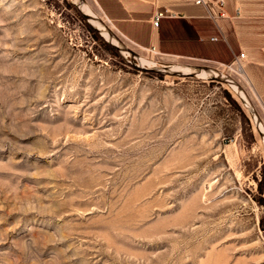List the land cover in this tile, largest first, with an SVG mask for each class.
Returning <instances> with one entry per match:
<instances>
[{
  "label": "rangeland",
  "instance_id": "1",
  "mask_svg": "<svg viewBox=\"0 0 264 264\" xmlns=\"http://www.w3.org/2000/svg\"><path fill=\"white\" fill-rule=\"evenodd\" d=\"M84 1L133 54L74 0H0V264H264V109L238 65L166 58Z\"/></svg>",
  "mask_w": 264,
  "mask_h": 264
},
{
  "label": "crops",
  "instance_id": "2",
  "mask_svg": "<svg viewBox=\"0 0 264 264\" xmlns=\"http://www.w3.org/2000/svg\"><path fill=\"white\" fill-rule=\"evenodd\" d=\"M121 35L153 45L166 58L226 64L238 58L240 73L264 109V0H224V16L211 18L205 6L189 0H92ZM165 7L178 12L152 17ZM209 10L218 8L210 3ZM215 37V39H212Z\"/></svg>",
  "mask_w": 264,
  "mask_h": 264
},
{
  "label": "bare ground",
  "instance_id": "3",
  "mask_svg": "<svg viewBox=\"0 0 264 264\" xmlns=\"http://www.w3.org/2000/svg\"><path fill=\"white\" fill-rule=\"evenodd\" d=\"M77 5L89 16V21L93 23L101 32V34L111 43L114 45H117L119 48H121L122 52L124 53H130L133 54L127 47L123 46L122 42L119 41V39L106 27V25L98 18L96 14H94L88 7V5L85 3L84 0H74ZM150 67H158L156 64H148ZM163 70L168 71H175V72H184V73H194L197 76L201 77H209V76H218L227 79L232 87L239 92L240 95H242L245 100L249 103V100L244 93V91L240 88L238 83L233 80L232 78L225 75L222 71H220L217 68L211 67V66H205V67H191V66H185V65H172V66H163L161 67ZM237 70L240 72V67L238 66ZM256 122L259 124V126L262 128V125L260 121L258 120L257 116L255 115ZM264 131V129L262 128Z\"/></svg>",
  "mask_w": 264,
  "mask_h": 264
},
{
  "label": "built area",
  "instance_id": "4",
  "mask_svg": "<svg viewBox=\"0 0 264 264\" xmlns=\"http://www.w3.org/2000/svg\"><path fill=\"white\" fill-rule=\"evenodd\" d=\"M189 1H193L196 4H201V5L205 6L206 9H207V12H208V14H209V16L211 18H214L217 15L218 16H224L226 14V12H225V10L223 8L224 0H189ZM210 3L214 4L218 8V13L217 14H214V13H212L209 10L208 5ZM176 15H178V12L173 11L172 9H170L168 7H165L163 10H157L155 12V14L152 17V23H153V25L156 26V25H158L160 17H162V16H172L173 17V16H176ZM212 39H215V37H212ZM243 56H244V52L241 51L238 54V57L236 58V61L233 62L232 64L236 63L239 66L238 58H241Z\"/></svg>",
  "mask_w": 264,
  "mask_h": 264
},
{
  "label": "water",
  "instance_id": "5",
  "mask_svg": "<svg viewBox=\"0 0 264 264\" xmlns=\"http://www.w3.org/2000/svg\"><path fill=\"white\" fill-rule=\"evenodd\" d=\"M84 13V11H83ZM86 16H88L86 13H84ZM88 19H89V16H88ZM93 24V23H92ZM94 25V24H93ZM95 26V25H94ZM96 27V26H95ZM97 28V27H96ZM116 47H118L117 45H115ZM179 73H184V72H179ZM189 74H194V73H189Z\"/></svg>",
  "mask_w": 264,
  "mask_h": 264
}]
</instances>
